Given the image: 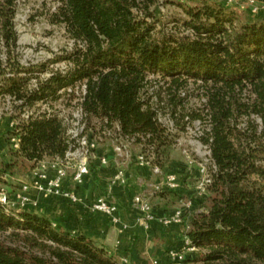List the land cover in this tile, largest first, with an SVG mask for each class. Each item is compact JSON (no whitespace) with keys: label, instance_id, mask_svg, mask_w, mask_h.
<instances>
[{"label":"trees","instance_id":"trees-1","mask_svg":"<svg viewBox=\"0 0 264 264\" xmlns=\"http://www.w3.org/2000/svg\"><path fill=\"white\" fill-rule=\"evenodd\" d=\"M17 1L0 0V99L21 103L14 107L20 116L39 103L52 109L61 92L83 84L85 134L98 139L117 126V140L138 138L143 152L153 150V166L163 170L170 163L171 135L143 98L147 79L160 76L178 91L188 82L199 84L204 108L187 118L205 125L200 141L215 170L209 212L185 215L198 256L187 255L183 264H264V20L244 22L224 4L205 0H54L51 22L65 28L74 47L56 59L68 69L32 89L34 74L46 72L51 61L21 64ZM162 7L179 13L168 17ZM9 120L15 126L4 134L9 161L1 164L0 183L19 166L31 173L41 162L63 159L75 145L58 113ZM8 231L23 234L41 254L0 241V264H121L91 239L30 212L0 209V232Z\"/></svg>","mask_w":264,"mask_h":264},{"label":"crops","instance_id":"crops-1","mask_svg":"<svg viewBox=\"0 0 264 264\" xmlns=\"http://www.w3.org/2000/svg\"><path fill=\"white\" fill-rule=\"evenodd\" d=\"M209 3H221L231 10L243 14L246 22L264 20V0H257L260 11L252 14L247 0H205ZM14 123L9 119H0V167L9 161V145L4 138L12 131ZM104 140L98 144L90 160V173L81 186H76L71 179L64 184L65 191H72L78 201L49 195H41L37 207L29 206L25 211L50 220L63 231L73 235H84L99 247L113 254L121 264H158L169 263V253L180 250L186 243L190 224L186 217L181 223L165 225L164 219L174 216L191 202L189 211L196 215H205L211 208L207 203V194L195 196L191 185L199 178L197 166L186 162L172 161L155 173L152 167L141 166L137 158L141 152L138 145L118 151L122 141ZM122 174V181H115ZM175 176L182 181L177 190L167 186V178ZM31 173L23 178V183L30 180ZM195 179V180H194ZM177 193V196L173 193ZM137 197L147 199L152 206L153 220L148 226L141 223L145 214L135 206ZM185 198H188L186 201ZM103 199L118 208L114 223L109 215L93 211V204ZM206 204V205H205Z\"/></svg>","mask_w":264,"mask_h":264},{"label":"rangeland","instance_id":"rangeland-1","mask_svg":"<svg viewBox=\"0 0 264 264\" xmlns=\"http://www.w3.org/2000/svg\"><path fill=\"white\" fill-rule=\"evenodd\" d=\"M198 1L191 0L189 3L191 5H197L199 3ZM57 6V2L54 0L17 1L15 27L19 36L17 52L21 64L25 67H30L51 61L46 72L34 74V78L30 82L32 89L37 87L38 82L50 77L53 72H65L68 69L67 62L56 61L57 57L71 52L74 47V43L67 35L65 28L54 25L51 22V16ZM228 9L231 10L230 8ZM161 11L168 17H171L174 13H179L178 10L172 7H162ZM235 13L239 15L242 21L246 22L243 14ZM147 81L148 84L143 93V98L156 112L160 123L169 130V134L171 135L170 140L172 141L170 162L183 159L186 162L192 163V166L198 167L200 177H197V180L194 179V185H191V188L195 196L199 197L197 185L203 178L201 170L205 169L206 173L212 179L215 168L212 164L209 148L200 141L205 125L200 120L189 121L187 116L193 112L201 113L203 110L206 101L203 90L199 84L188 82L178 91L170 85L169 81L154 75L149 76ZM84 89L85 86L81 84L74 90H67L68 94L66 95H64V92H61L62 98L52 103V109L48 105L39 103L32 110L20 116L14 107L21 103L15 104L9 97L0 99V119H9V116H14L18 119L17 121H21L26 120L29 115L40 114L44 111L55 112L64 120L68 133L72 131L73 133L80 134L82 129L86 133L87 127L89 126L80 108ZM92 125L96 126L94 132L100 131L98 121H93ZM118 131L117 126H115L113 129H104V132H99L98 144L104 140L117 142ZM89 132L91 133L90 130ZM137 139L135 137L129 140L122 139L120 145L126 146V149L138 145L136 148H140L141 150L139 154H145L154 160L155 155L153 150L147 148L143 152V145L138 143ZM24 168L26 167L19 166L14 170L13 174L4 175L2 177V183H0V191L5 189L10 194H13L19 190L23 184V178L28 174ZM179 185H183L180 180ZM207 195L208 197L211 196L208 192ZM211 197L207 199V203L211 202ZM185 200L187 201L188 198H185ZM0 241L6 246H18L27 253L41 254L38 248H33L26 242L23 234L19 238L13 236L11 231L5 233L0 232ZM192 255L196 257L198 253H192Z\"/></svg>","mask_w":264,"mask_h":264},{"label":"built area","instance_id":"built-area-1","mask_svg":"<svg viewBox=\"0 0 264 264\" xmlns=\"http://www.w3.org/2000/svg\"><path fill=\"white\" fill-rule=\"evenodd\" d=\"M228 2L232 4L235 0H229ZM246 3L252 14L257 15L259 13L260 7L257 0H247ZM68 134L71 139L76 140L77 144L72 145L70 151L63 159L57 158L53 161L41 162L38 168L31 172L30 180L23 183L15 193L10 194L5 189H2L0 191V209L6 214H11L13 212L25 211L29 206L37 207V198L41 195L63 197L72 203L78 201L77 195L74 192L64 190V184L69 179L76 186H81L84 183L85 177L90 173V160L98 147V140L90 138L84 133V129H82L80 134L73 133L72 131ZM11 144L14 148H17V139H12ZM123 149H126V146L120 145L118 151H122ZM137 161L141 166L152 167L155 173H161L158 167L153 166V159L147 157L145 154H140ZM201 171L203 178L198 183L197 190L200 195H205L212 184V179L205 169ZM115 181H122L121 173L116 176ZM167 186L172 190H177L180 187L178 179L173 175L167 178ZM134 204L145 214V219L141 224L147 227L149 222L154 219L150 202L142 197H137L134 200ZM191 207V202L186 203L184 208L174 216L164 219L163 223L165 225L181 223L182 218L185 217ZM92 210L109 215L114 223H118V218L116 217L118 208L115 205H111L105 200L100 199L93 204ZM197 252L198 250L191 246V241L187 238L186 243L180 250L169 253V264H183L188 254ZM152 264H158V262L154 261Z\"/></svg>","mask_w":264,"mask_h":264}]
</instances>
